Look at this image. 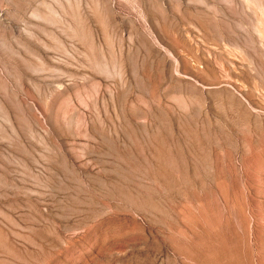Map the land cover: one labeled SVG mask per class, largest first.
Wrapping results in <instances>:
<instances>
[{
  "label": "rangeland",
  "instance_id": "1",
  "mask_svg": "<svg viewBox=\"0 0 264 264\" xmlns=\"http://www.w3.org/2000/svg\"><path fill=\"white\" fill-rule=\"evenodd\" d=\"M0 264H264V0H0Z\"/></svg>",
  "mask_w": 264,
  "mask_h": 264
}]
</instances>
